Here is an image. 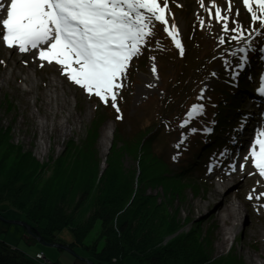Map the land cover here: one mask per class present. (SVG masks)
<instances>
[{"label": "rangeland", "instance_id": "374dc122", "mask_svg": "<svg viewBox=\"0 0 264 264\" xmlns=\"http://www.w3.org/2000/svg\"><path fill=\"white\" fill-rule=\"evenodd\" d=\"M160 2L163 3V0H160ZM213 3L221 9L222 15H229L230 28L238 25L246 30L244 40L239 42L232 41L230 39L231 34H228L226 36L228 43L223 45L219 43L220 37L226 34L222 31V24L218 23L214 18L209 17V8L212 7ZM168 5L169 11L166 12V18L169 20V25L173 22L176 24L179 39L184 50H187L189 64L184 67L182 66L179 50L175 47L172 38L163 30V25L156 23L154 25L153 35L142 46L141 53L138 57L133 58L130 62L127 75L121 81L123 86L117 90L118 96L116 104L119 112L112 106L110 100L103 106L106 109L105 116L108 119L101 126L97 141V156L100 159V168H104L105 157L108 153H106L105 157H102L100 140L103 131L108 125H112L113 133L115 124L112 118L114 115L125 116L139 113L138 111L141 110V114L147 119H153L156 113L162 108L172 110V113L168 115L169 118L173 117L171 126L163 128L159 135V139L162 138V143L166 139L168 141L171 140L172 145L173 142L183 144L190 136L194 138L197 133L202 135V141L215 139L217 136L223 137V142H226L229 149L223 151L222 156L220 155V148L216 147L215 153L213 155L209 154L203 163L196 161L198 157L202 156V152L205 150L197 149L196 145L194 149L196 153L193 154V158L190 156L194 150L184 153V160L187 162L189 160L193 161V164L198 167L193 170L192 176L196 177V184L200 186V191L195 195L190 189H186L182 196L176 195L174 207L179 208V219H193L202 225V229L213 231L212 239L214 241L215 256L233 253L234 256H239L245 264H264V198L260 200L255 199V196L262 193V191L256 186L257 181L259 184L261 183L254 170L253 172L257 180L248 175V177H240L235 181V189L238 190V195H236L235 191L231 194L243 212L242 217L245 224L239 227L238 225L235 226L231 235L232 238L226 240L225 243L221 241L222 233L226 224H229H225L217 217L218 211L214 209V206L205 204L204 207H199L196 205L197 203L203 204L207 200L216 183L220 181L221 176L233 171L232 165L239 168L244 163L243 149L234 150L233 143L237 141H241L242 143L241 138L248 136L244 132L246 131V126L243 125V128H239V130L244 129L242 134L238 131V136L235 135L232 138L234 125L231 123L233 122L231 106L217 103L215 106H211L210 103L216 101L213 99L212 94H215L220 86L230 84L224 82V78L232 79L234 85H238V82L249 81L247 86H255V68L259 65L257 61H264V51H261V49H264V37L256 35L255 33H251V36H249L251 32V16L242 3V0H231V13L227 11L229 8V0H203V6L201 0H168ZM253 7L254 10H258L257 5L254 4ZM237 10L239 11L238 16L236 15ZM212 15L214 17L215 7H212ZM1 18L2 16H0V20ZM201 19L204 21L203 26L200 24ZM252 27L259 28V24ZM0 31H2L1 25ZM189 34L191 36L188 38ZM153 36H158L159 39L153 41ZM193 38L196 40L195 42H198L195 43L192 40ZM0 39H2V36H0ZM249 43L251 44V49L248 53L249 56L255 52L256 45H260L257 51V57L252 60L249 58V63L245 67L247 70L244 72L239 70L242 74L239 77H235L233 69L229 68L224 61H230L234 67L239 62V59L238 56L233 57L232 52L237 48L247 47ZM0 48V122L3 128H12L13 142L24 146L23 149L25 151H31L39 161L43 160L42 162L60 154L65 147V142L69 139L80 143L85 137L86 128L91 119L99 109L98 104L102 101L95 95H89L84 89L75 85L73 82H67L65 85L68 90L71 111L79 116L80 122L76 123L73 128L68 123H64L63 129L67 130V133L60 135L58 133L60 131L54 126L51 133L45 139L39 137V133L33 125L34 119L28 116L29 112L35 107L31 105L33 98L30 94L24 95L22 92V73L16 72V77H12L10 82H6L3 79V74L8 72V64H10L8 59L11 54L13 53L12 57L16 60L21 59L23 55L18 54L13 49L5 48L1 42ZM239 55L243 54L241 53ZM42 67L44 68L43 80L45 81L53 70L51 67ZM153 67L156 69L155 72L152 70ZM29 70L31 71L30 68ZM243 74H247L245 80H243L245 76ZM165 90L168 92V96L164 94ZM239 90L241 92L246 91L243 86H240ZM201 94L204 99L198 100ZM163 96H166L165 100L162 99ZM195 103H202L204 105L203 114L194 118L184 128H181L180 124L187 118V112ZM238 107L244 108V110L253 108L250 105L248 94L241 97ZM43 110L44 108L41 107V111ZM216 116L219 117L212 121ZM54 120H59V116L57 115ZM229 122L231 125L228 131L220 133L222 125ZM193 127L197 129L196 132L191 131ZM205 129L211 130L206 131ZM41 141H45L48 145L43 153L35 150V147L40 145ZM209 142L206 141L204 144H209ZM162 146L163 144L158 148ZM171 152L172 150H169L168 154ZM173 152L172 158L175 157L174 160L177 161L179 159L178 153L176 150ZM207 153L208 151H205L203 155L205 156ZM180 162L181 160L174 163L173 168H176ZM124 164L126 167H130L134 164V160L127 156L124 159ZM241 189L242 191L240 192ZM250 193L254 197L252 200L247 198ZM221 196L217 194L215 199L222 202ZM171 211L173 212V208H171ZM0 214L7 220L28 222L21 211L8 204L3 194H0ZM44 224L45 221L43 220L41 225ZM190 226L191 224L185 226L183 228L184 231L188 230ZM99 227L100 223L97 222L86 238L88 242L96 236ZM0 235L8 244L23 250L29 255L43 251L47 256V264H81L83 260L89 258L86 250L80 246L72 248L74 253L56 246H46L41 241L27 234L25 228L19 223L10 222L0 225ZM72 239V232L65 227L57 233L54 242L68 245ZM102 245L103 241L100 240L99 248ZM123 264L141 263L132 256H126Z\"/></svg>", "mask_w": 264, "mask_h": 264}, {"label": "trees", "instance_id": "16d2710c", "mask_svg": "<svg viewBox=\"0 0 264 264\" xmlns=\"http://www.w3.org/2000/svg\"><path fill=\"white\" fill-rule=\"evenodd\" d=\"M180 56L182 66L188 65L187 50ZM226 87L220 86L212 94L216 101L211 106L216 103L232 106L238 99ZM164 94L168 96L166 90ZM100 104L81 142L69 139L62 152L45 163L13 142L12 128H3L0 122V194L25 215L32 231L54 242L57 233L67 227L73 234L68 246L83 247L95 264H123L126 256L141 264H245L233 253L215 256L213 231L202 229L193 219H179V208L174 207L176 195L182 196L186 189L195 195L200 191L196 177L192 176L198 167L193 161L184 160V153L194 150L195 145L199 150L205 149L196 160L203 163L206 159L203 153L221 146L219 140L207 145L197 133L183 144L172 145L166 139L162 143L159 135L173 121L168 116L172 110L165 108L153 119H147L141 110L125 116L114 115L115 128L102 169L97 141L108 117ZM228 125L223 124L220 131ZM169 150H176L177 161L172 152L168 154ZM195 153L196 150L190 157ZM127 156L134 160L130 167L124 164ZM179 160L181 165L173 168ZM43 220L45 224L41 225ZM97 222L99 230L88 242L86 238ZM188 224L190 228L184 231ZM100 240L103 245L99 248ZM36 253H25L0 235V264H47L34 258Z\"/></svg>", "mask_w": 264, "mask_h": 264}, {"label": "snow or ice", "instance_id": "6c2138e0", "mask_svg": "<svg viewBox=\"0 0 264 264\" xmlns=\"http://www.w3.org/2000/svg\"><path fill=\"white\" fill-rule=\"evenodd\" d=\"M242 3L251 16L249 36L255 33L264 37V0H242ZM201 4L203 6V0ZM254 4L258 10H254ZM212 7H215L214 17ZM212 7L209 8V17L221 23L226 34L220 37L219 43H228V34H231L232 41L244 40L246 30L238 25L230 28L229 15H222L214 3ZM5 8L6 18L0 20V36L7 47L17 48L20 53L38 50L41 61L55 62L71 82L105 104L110 100L118 112L117 90L123 86L121 81L127 75L130 62L138 57L142 46L153 35L156 23L164 26L163 30L172 38L180 55L184 54L177 26L174 22L169 25L166 18L168 0H163V3L160 0H10L7 5L0 0V11ZM227 11L231 13V0ZM236 15H239L238 10ZM200 24L204 25L202 19ZM256 24L259 28L252 27ZM250 49L249 43L247 47L232 52V56L239 59L234 67L230 61H224L233 69L235 77L249 63ZM241 53L243 55H239ZM152 70L155 72V67ZM257 90L264 95V73L260 76ZM203 99L201 94L198 100ZM203 112L202 103L193 104L180 127L184 128ZM191 131L196 132L197 129L193 127ZM249 155L259 175L264 177V127L256 130ZM248 158L246 156L245 160ZM231 167L235 171L236 166ZM239 167L243 169L245 165ZM247 198L252 200L254 197L250 193ZM262 198L264 193L255 196L257 200Z\"/></svg>", "mask_w": 264, "mask_h": 264}, {"label": "bare ground", "instance_id": "6f19581e", "mask_svg": "<svg viewBox=\"0 0 264 264\" xmlns=\"http://www.w3.org/2000/svg\"><path fill=\"white\" fill-rule=\"evenodd\" d=\"M2 2L7 5L10 3V0H2ZM0 16H2L1 20L6 18V8L3 11H0ZM0 42L5 48L13 49L17 51L18 54L20 53L17 48L7 47L2 39H0ZM2 50H4V48H2ZM20 54L23 55V57L19 60L13 58V53L11 54L10 58L8 59V62L10 63L8 64V72L3 74V79L6 82H10L12 77H16V72L22 73V92L24 95L30 94V96L33 98L31 105L32 107H35L29 112L28 116L34 119L33 125L37 129L39 137H43V139H45V137L51 133V130L54 126H56L60 131L58 132L60 135L67 133V130L63 129L64 123H68L73 128L76 123L80 122L79 116L71 111V106L68 99V90L65 84L67 82L71 83V81L67 78L66 74L63 73L61 66L57 65L55 62L48 63L47 61H41L39 59L38 50H32L30 52ZM41 65L45 66L46 68L51 67L53 70L52 73L47 76L45 81L43 80L44 68ZM260 102H262V100H253V108H256L257 104ZM41 107L44 108L43 111H41ZM57 115L59 116V120L55 121L54 118ZM112 129V125H108L102 133L100 140L102 157H105L106 153L108 152V147L112 137ZM23 147L24 146H22V148ZM47 147L48 145L45 143V141H41L40 145L35 147V150L39 153H43ZM23 150L25 151V149ZM56 156L57 155L53 156V158ZM246 156L249 157L247 160H245ZM35 158L37 159V157ZM50 160L51 159L44 162H42L43 160L38 161L40 163H45ZM243 161V165H245L243 169L238 168L235 171L229 172L227 175L221 176L220 181L216 183V186L209 194L207 200H205L203 204H196L199 207H204L205 204L214 206V209L218 211L217 217L220 218L225 224H229H226L223 229L221 238L223 243H225L226 240L232 238L231 235L235 226L238 225L239 227L240 225L245 224L242 217L243 212L240 210L239 205L236 203L234 197H232L231 194L235 191L236 195H238V190L235 189V181H237L240 177H248L249 173H253L252 175H249V177L255 178L257 180L256 175L253 172V163L251 157L247 152L244 154ZM256 186L261 189L262 193H264V188L259 184L258 181L256 182ZM241 191L242 189L240 192ZM217 194L218 196L222 195V202L215 199Z\"/></svg>", "mask_w": 264, "mask_h": 264}, {"label": "water", "instance_id": "95a60500", "mask_svg": "<svg viewBox=\"0 0 264 264\" xmlns=\"http://www.w3.org/2000/svg\"><path fill=\"white\" fill-rule=\"evenodd\" d=\"M110 146H111V143H110L109 147ZM0 221L1 222H5V223H10V222L19 223V224H21L25 228L27 234H29L30 236H32V237L36 238L37 240L41 241L46 246H56V247H59V248H62V249H66V250H68L71 253H74L73 249L70 246H68V245H64V244H61V243H55V242H49V241L44 240L42 238V236H40V235H38V234H36V233H34L32 231V228H33L32 225L29 224L26 221H11V220H7L1 214H0ZM83 262H85L86 264H95L89 258L83 260Z\"/></svg>", "mask_w": 264, "mask_h": 264}, {"label": "built area", "instance_id": "2783aa9c", "mask_svg": "<svg viewBox=\"0 0 264 264\" xmlns=\"http://www.w3.org/2000/svg\"><path fill=\"white\" fill-rule=\"evenodd\" d=\"M164 242H165V240L163 241V243ZM35 258L41 260L42 262H45L46 261V256L42 252L36 253L35 254Z\"/></svg>", "mask_w": 264, "mask_h": 264}]
</instances>
